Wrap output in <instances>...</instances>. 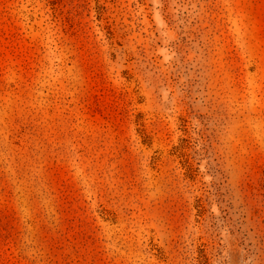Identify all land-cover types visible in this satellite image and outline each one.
<instances>
[{
    "label": "rangeland",
    "instance_id": "1",
    "mask_svg": "<svg viewBox=\"0 0 264 264\" xmlns=\"http://www.w3.org/2000/svg\"><path fill=\"white\" fill-rule=\"evenodd\" d=\"M0 264H264V0H0Z\"/></svg>",
    "mask_w": 264,
    "mask_h": 264
}]
</instances>
